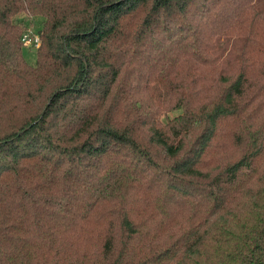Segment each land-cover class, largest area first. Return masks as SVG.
<instances>
[{
    "label": "trees",
    "instance_id": "1",
    "mask_svg": "<svg viewBox=\"0 0 264 264\" xmlns=\"http://www.w3.org/2000/svg\"><path fill=\"white\" fill-rule=\"evenodd\" d=\"M0 264H264V0H0Z\"/></svg>",
    "mask_w": 264,
    "mask_h": 264
},
{
    "label": "rangeland",
    "instance_id": "2",
    "mask_svg": "<svg viewBox=\"0 0 264 264\" xmlns=\"http://www.w3.org/2000/svg\"><path fill=\"white\" fill-rule=\"evenodd\" d=\"M21 20H23L26 24L27 31H32L33 34L38 33L39 29L42 27V20L41 18L37 17H30L29 15H21L19 17ZM36 48H31L27 45L23 46V55L26 61L30 64H35L37 61V53L34 51ZM175 113H171L170 116H173Z\"/></svg>",
    "mask_w": 264,
    "mask_h": 264
},
{
    "label": "built area",
    "instance_id": "3",
    "mask_svg": "<svg viewBox=\"0 0 264 264\" xmlns=\"http://www.w3.org/2000/svg\"><path fill=\"white\" fill-rule=\"evenodd\" d=\"M39 33L33 34L32 31L25 32L23 36V43L31 48H38L40 45Z\"/></svg>",
    "mask_w": 264,
    "mask_h": 264
},
{
    "label": "water",
    "instance_id": "4",
    "mask_svg": "<svg viewBox=\"0 0 264 264\" xmlns=\"http://www.w3.org/2000/svg\"><path fill=\"white\" fill-rule=\"evenodd\" d=\"M34 51H36V49H34Z\"/></svg>",
    "mask_w": 264,
    "mask_h": 264
}]
</instances>
